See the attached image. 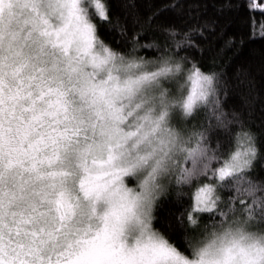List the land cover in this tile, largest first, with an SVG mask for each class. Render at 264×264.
Returning <instances> with one entry per match:
<instances>
[{"label":"clouds","instance_id":"clouds-1","mask_svg":"<svg viewBox=\"0 0 264 264\" xmlns=\"http://www.w3.org/2000/svg\"><path fill=\"white\" fill-rule=\"evenodd\" d=\"M75 5L91 19L92 0ZM73 6V0L0 5V259L83 264L108 232L115 237L114 259L151 264L153 246L170 244L153 230L151 209L144 220L134 200L154 160L151 145L128 133L147 125L146 114L163 115L169 125L176 112L187 117L201 105L212 109L215 95L201 97L188 111L185 99L208 86L183 67L128 94L122 87L127 81L159 65L129 57L98 35L85 39ZM244 148L236 138L233 152ZM173 152L184 159V142ZM167 179H158L162 189ZM197 187L192 185L191 196ZM212 195L221 199L217 186ZM191 223L197 225L194 218ZM249 237L264 242V206L256 220L248 213L206 233L188 260L198 261L206 246L219 255L233 240L247 245Z\"/></svg>","mask_w":264,"mask_h":264},{"label":"trees","instance_id":"trees-1","mask_svg":"<svg viewBox=\"0 0 264 264\" xmlns=\"http://www.w3.org/2000/svg\"><path fill=\"white\" fill-rule=\"evenodd\" d=\"M102 3L107 7L111 26L94 10L91 19L96 25V35L113 49L158 65L165 55L188 56V67L195 59L202 70L220 74L217 85L219 105H213L212 109L201 105L187 117L176 112L169 125L179 132L185 147H195L200 141L206 145L207 155L216 157L209 162L207 180L203 182H214L211 169L219 168L234 151L237 131H248L253 136L257 155L252 167L233 173L225 178L226 184L217 185L221 199L212 209L193 211L190 190L199 181L193 178L191 184L177 183L180 170L192 167V157L184 152L187 159H180L179 154L173 152V164H179V167L171 168L163 189L153 200L150 223L168 244L184 256L192 257L194 244L206 233L222 223L248 215L249 211L256 220L264 206V0H181L189 9L188 16L194 28L205 19L214 22L215 30L210 28L206 35L213 52L217 53L215 66L207 51L201 56L197 47L187 43L176 48L167 33L159 29L141 34L138 43H133V14L145 15L153 8L174 5L176 0H102ZM160 19L176 17L173 12L165 11ZM182 38L179 34L175 37L177 40ZM189 39L194 45L203 43L205 49L208 48V42L199 38V33L190 34ZM155 70L149 68V72ZM165 85L169 86V83L165 81ZM200 132H203L202 140L198 135ZM248 188L251 191H245ZM242 201L247 203L242 204ZM190 211L197 225L189 220Z\"/></svg>","mask_w":264,"mask_h":264},{"label":"snow or ice","instance_id":"snow-or-ice-1","mask_svg":"<svg viewBox=\"0 0 264 264\" xmlns=\"http://www.w3.org/2000/svg\"><path fill=\"white\" fill-rule=\"evenodd\" d=\"M5 0H0L2 5ZM72 11L76 15L79 22L81 34L87 40L95 39L96 25L92 19L82 11L81 8L75 5L73 0ZM199 5L197 4V7ZM92 9L94 13L99 16L102 21H105L110 26L112 24L109 17L107 7L102 0H92ZM171 11L174 13L176 19L167 20L160 19L163 12ZM189 9H187L181 0H176L174 5H165L162 7L153 8L149 13L140 15L138 13L134 15L133 21V43H138L141 34H148L157 29L167 33L168 37L174 41L176 48H180L181 45L187 43L189 46H195L198 48L201 56L205 55L207 51L208 58L211 60L212 65L215 66L217 53L213 52L210 41L208 40L209 29L212 31L215 29L213 21L205 19L203 24L194 28L192 22L188 16ZM195 15V10H192ZM187 28V31L184 29ZM199 33V38H202L204 42H208V48L205 49L203 43L200 45H194V42L189 39L190 34ZM181 35L182 39H175L177 35ZM159 67L153 72H144L135 79H130L123 85V89L128 94H135L139 89L144 88L146 84L154 81L157 76L170 73L174 68L184 70L188 75L195 79V81L206 82L207 89L200 94V96L194 93L184 101V107L188 111H192L193 105L201 97L207 98L209 93L215 95V104L218 106L220 101L218 99V87L220 83V74L215 71H204L195 59L191 60L190 67H188V56H176L165 55L159 62ZM220 114H217L219 119ZM116 118H119V114L116 113ZM148 121L147 125L141 124L137 128L131 130L128 135L136 136L141 141L147 142L151 145L152 151L149 154L153 160L154 165L152 171L145 177L143 182L142 191L137 193L134 197L136 203L142 206L144 211V220L150 219L149 211L151 209L153 200L155 199L158 191L162 189V185L157 181L158 179L167 178L170 174L172 166V153L177 143H180L179 132L169 127L164 121L163 115L153 118L150 114H146L144 117ZM201 140L203 139V132L198 133ZM238 142L245 144L243 153L240 151L231 152L224 163L219 168H213L212 179L220 183H227L225 178L231 177L233 173H239L242 169H250L253 161L257 155V149L253 143V136L248 131L236 133ZM242 138V139H241ZM188 156L192 157V167H185L180 170L181 174L177 177V183L181 181L191 184L193 178H196L198 187L195 194L192 196V208L193 209H212L216 205V200L213 198L212 191L217 185L213 182H203L207 180V171L210 168V161L216 159L215 156L207 155L206 145L197 141L195 147H186ZM187 159V156H184ZM203 174V175H202ZM239 191V190H238ZM245 191H251L250 188ZM246 201H242V204H246ZM251 215V211H249ZM189 220L193 221L192 212L188 213ZM142 220V222H144ZM146 226V225H145ZM231 229H226L225 234L230 232ZM243 239V237H241ZM251 242L247 245L239 244V241L233 240L229 245L224 246L220 250V254H210L209 248L206 246L200 250V259L198 261H190L187 257L180 254L176 249L167 245L166 242H159L152 248L153 260L151 264H264V242L260 239L249 237ZM98 243L92 245L91 252L85 257L83 264H121L113 258L112 253L116 251L111 247L112 243H115L114 233H104L98 237ZM110 241V242H109ZM0 264H4L0 259Z\"/></svg>","mask_w":264,"mask_h":264},{"label":"rangeland","instance_id":"rangeland-1","mask_svg":"<svg viewBox=\"0 0 264 264\" xmlns=\"http://www.w3.org/2000/svg\"><path fill=\"white\" fill-rule=\"evenodd\" d=\"M151 85H152V82H150L149 84H146L145 86H144V88H149V87H151ZM170 125V124H169ZM170 127V126H169ZM173 160H174V157H173V153H172V162H173ZM171 172V171H170ZM170 176V175H169ZM165 181H162V183H164ZM152 205H153V203H152ZM152 209V208H151ZM202 209H204V208H201V209H193V211H198V210H202ZM150 215H151V212H150ZM154 230V229H153ZM155 231V230H154ZM180 253V252H179ZM181 254V253H180ZM183 255V254H182ZM185 257H187V256H185ZM188 259H191L192 257H187Z\"/></svg>","mask_w":264,"mask_h":264}]
</instances>
